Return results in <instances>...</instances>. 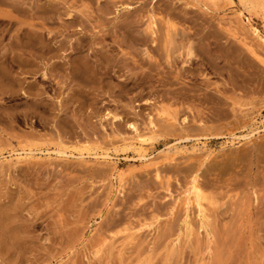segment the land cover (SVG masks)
Instances as JSON below:
<instances>
[{
    "label": "rangeland",
    "instance_id": "374dc122",
    "mask_svg": "<svg viewBox=\"0 0 264 264\" xmlns=\"http://www.w3.org/2000/svg\"><path fill=\"white\" fill-rule=\"evenodd\" d=\"M232 1L235 8L241 10L238 1ZM49 2L40 0L39 5L42 7ZM70 2H76L79 12L71 25L85 34L81 40L86 46L81 55L88 56L89 63L99 70L94 84L84 89L85 93H93V98L85 95L73 102L72 95L79 88L65 81L63 70L50 75L48 81H40L27 74L18 79L16 66L8 68L11 55L7 53V59L2 56L9 50V41L29 30L23 26L18 31L15 21L26 19L36 9L33 0H24L22 12L18 13L7 1L0 0V14H10L15 19L0 20V152L4 154L17 147L21 136L30 132L12 114L15 109L23 108L19 104L29 105L36 90L40 89L45 91L42 97L47 103L64 99L72 104L58 119L40 129V135L53 138L59 133L64 143L89 147L92 154L118 147V141L131 138L129 124L144 131L151 121L156 127L152 141L156 149L163 150L172 142H180V147L188 153L175 157L173 162L161 157L142 166L131 160L130 153L118 152L119 159L114 162H117V170L125 173L124 189L117 196L113 194L112 175L115 172L112 164L98 165L92 159L83 167H77V162L70 160L58 163L60 165L55 168L22 167L17 172L0 169V198L5 205L20 204L23 215L27 216V211H37L45 215V226L55 224L54 213L61 209L70 216L86 215L80 221L71 218L76 223L59 233L56 231L57 234H33L23 249L21 260L15 256L7 260L3 256L0 264H101L103 260H93L90 245L83 238L84 234L85 238L96 236L107 217L132 223L138 220L150 223L157 219L153 227L155 233L147 235L144 231L141 236L144 253L138 254L132 247L123 260H114L112 264H144L149 257L150 264H264V197L256 203L257 191L264 186V133L247 145H237L236 141L235 146H231L230 143L231 135L246 134L254 121L264 127V64L233 36L235 33L242 35L249 42L251 38L243 28L246 25L264 33L259 9L243 11L242 26L233 18L223 21L227 9L223 2L209 11L187 6L184 0ZM121 5H128L129 13L122 11ZM86 9H92L93 15L87 17ZM60 12L59 19L57 15L38 14L34 20L55 32H63L69 21L62 9ZM146 12L154 13L157 25L159 20H172L186 36L180 53L184 58L183 46L191 49L188 63L182 66V60L177 59L178 53L175 54L181 80L173 79L174 69L156 53L151 55L160 68L149 71L144 55L146 49L151 52L143 31ZM58 37L67 42L77 34L70 32ZM100 39H105L103 45L111 46L115 52H107L99 44ZM90 45L93 47L89 48ZM256 49L263 51L258 46ZM79 56L73 55L69 61ZM26 85H34L35 90L22 97ZM153 93L170 94L174 99L170 102L154 100ZM161 110L174 115L177 126H172L173 123L159 114ZM45 114L55 116L48 110ZM64 117L73 123L66 132L57 127ZM201 142L213 150L210 156L205 152L190 153L194 148H202ZM124 157L127 160L123 161ZM195 175L201 183L218 184L222 180L228 184L231 195L238 196L237 209L231 217L228 207H223L221 215L230 226L225 236H213L208 251L204 237H200L203 241L198 247L191 242L181 243L177 249L179 255L164 261L166 244L182 228L183 193ZM188 214L196 231L195 209L191 207ZM67 237L73 241L68 242Z\"/></svg>",
    "mask_w": 264,
    "mask_h": 264
},
{
    "label": "bare ground",
    "instance_id": "6f19581e",
    "mask_svg": "<svg viewBox=\"0 0 264 264\" xmlns=\"http://www.w3.org/2000/svg\"><path fill=\"white\" fill-rule=\"evenodd\" d=\"M5 1L11 4L18 13L22 12L24 0ZM70 1L71 0H50L48 5L41 7L39 5L40 0H33L35 4L34 9H36V11L30 14V16H27L26 19L15 21L14 17L10 14H0V20H14L17 26H19L18 31H20V28L23 26L29 28L28 31L23 32V35H18L9 41L11 45L14 44L13 50L10 45L9 50L4 54L2 53V59H7L5 57L7 53L11 55L8 68L11 69L13 65L16 66L19 72L17 76L18 79H20L21 75L27 74L37 77L36 79H40V81H48L51 79L50 75L63 70L67 78L65 81L73 83V85L79 88L78 91L72 95L71 101L73 102L77 100L78 97L83 99L85 95L93 98V93H85L84 89L94 84L97 80L99 70L98 68L96 69L93 64L89 63L88 56L81 55L82 50L86 46L81 40L85 34L71 25V22L76 20L75 15L79 12L76 8L77 1L74 4ZM99 1L101 0H96V2ZM110 1L112 2L114 0ZM184 1L187 2V6L203 9L204 11H209L210 8L215 9L220 2H223L227 8L224 11L226 14L224 15L225 17H223V21L233 18L239 21V24L242 26L244 23L243 11L247 9H259L261 19L264 21V0H237L238 4L241 6V10L235 8L236 6L232 0ZM85 7L88 8V4H86ZM120 7H122V11H127L129 13L130 10L128 5H121ZM60 9L64 11L69 21L67 26L63 29V32H55L53 29L46 28L44 24L36 23L34 20L38 14H48L53 15V17L57 15V19H59L61 15ZM86 10L89 12H87V17L91 14L93 15L92 9ZM144 18L146 21L143 31L146 37H148L149 49L151 50V52L147 49L144 51L149 71L152 69L158 70L160 68L155 58L151 55V53H156L157 55H162V58H164L165 63L170 69H174L175 75H173V79L181 80L177 73L179 69H176L177 63L175 54L178 53L177 59L182 60V66L188 63L187 60L192 56L191 49L183 46V48H185L184 58H182L180 53L182 42L187 40L186 36L181 34V30H179L177 25L170 19L159 20V25H157L153 12H146ZM249 22L248 19L247 24H249ZM246 26L247 27L243 26V28L246 29L247 35L251 38L249 42H247L245 38H242V35L235 33L233 36L237 40L239 39L252 56L258 58L259 61L264 64V33L251 25ZM229 27L231 28V26ZM70 32L76 33L77 37L67 42H64L58 37V35ZM104 42L105 39L99 40V44H102L107 52L113 54L115 52L113 48L109 45H103ZM92 44L94 43L92 42ZM143 44L146 45L147 42L143 41ZM95 45L97 46V43ZM257 46L261 47L263 51H258L256 49ZM29 47L31 49H29ZM92 47V45L89 46V48ZM77 54L80 56L69 61L71 56ZM103 72L102 75L106 74L104 69ZM34 90V85H26L21 96L27 97L26 93H32L31 91ZM43 95H45V91L37 89L29 105H27V103H21L18 106H23L24 109H15L13 112L12 116L26 126L30 132L21 136L17 147L15 146L9 149L4 154L0 152L1 171L5 169L6 172H17L20 171L22 167L28 169L37 167L55 168V165L68 163L70 160H75L77 162V167L90 164L92 160L94 164L98 165L112 164V171L115 172L112 175V180L114 182L113 194L117 196L121 195L124 189L122 178L125 173V171L117 170L116 168L117 162L114 161H118L119 159L118 152L125 151L130 153L133 156L131 160L140 163L142 166H148L161 157L173 162L175 157L187 155L188 153L187 150L180 147V142H172L163 150L156 149L152 144L156 127L151 121L148 122L147 128L144 131H140L136 126L129 124V128L132 130L133 134L131 138L118 141V147L106 150L100 149L103 151L92 154H90L91 150L89 147H75V145L64 143V139L59 133L53 138L40 135V129H45L54 119H58V117L72 105L69 100L64 99L47 103L42 97ZM151 98L154 100L162 99L168 102L174 99L170 94L161 95L159 93L151 94ZM47 110L53 112L55 116H46L45 111ZM55 111L57 114H55ZM158 113L167 118L168 122L173 123L172 126H177L175 123L178 121L174 115L164 110L158 111ZM106 116H108V114H106ZM182 122H184V120ZM71 123L72 122H70L67 117H64L57 123V127L60 131L66 132L67 128L73 125V123ZM262 133H264V127H259V124L254 121L246 134L240 137H235L234 135L230 136L231 146H235L236 141L237 145H247L251 143L253 139L259 138ZM200 145H202V148H194L190 153L197 154L205 152L208 156L212 154L213 150L208 148L206 143L201 142ZM125 160H127L126 157L123 158V161ZM155 178H159L157 169H155ZM227 187L228 184L222 180H220L218 184H213L210 182L201 183L197 175L190 179L183 193L185 197L183 204L185 214L182 220V228L179 230L177 236L166 244L164 261H171L174 257L179 255L177 249L181 243L189 244L191 242V244L198 247L203 241L200 237H204L203 242L208 251L213 236H225L230 225H228L222 217V209L224 206H227V213L232 214L230 215L232 217L237 209V203L239 201L236 198L238 196L231 195ZM257 192L256 203L258 204L259 200L264 197V186ZM1 199L2 198H0V257L4 256L7 260H13V256L21 260L22 254L24 253L23 249H26L33 234L37 232H53L57 234L56 231L59 233L76 223V221H72L71 218L74 219L75 217L77 221H80L82 217L86 216L85 214H78L77 217L70 216L65 209H61L54 213L56 216L55 224L52 226H45L43 220L45 215L37 213V211H27L25 213L27 216H25L23 215L24 211L20 204L16 203L13 206L5 205L3 203L4 200ZM191 207L195 209L196 231L189 222L190 216L188 213ZM156 222L157 219L150 223H147L145 220H138L136 223H132L129 220H114V217H107L101 226H99L96 236L85 238L84 234L83 239L84 241H88V245H90L93 260H103L101 264H112L114 260H123L124 256H126L127 252L131 250L132 247H134V251L138 254H143L145 249L141 236L144 231L147 235H153L156 231V229L153 228ZM90 234L91 232L89 235ZM67 241L72 242L73 239L67 237ZM140 261L141 260H138V263H141ZM151 261L152 259L150 257L146 258L144 264H150ZM95 264H97V262Z\"/></svg>",
    "mask_w": 264,
    "mask_h": 264
}]
</instances>
